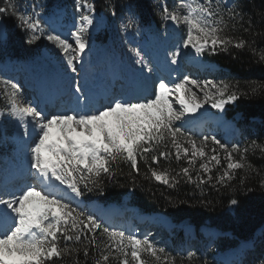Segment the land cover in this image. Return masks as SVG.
Instances as JSON below:
<instances>
[{
  "label": "snow or ice",
  "instance_id": "1",
  "mask_svg": "<svg viewBox=\"0 0 264 264\" xmlns=\"http://www.w3.org/2000/svg\"><path fill=\"white\" fill-rule=\"evenodd\" d=\"M158 7L162 20L183 26L184 48L191 47L196 54L248 48L258 62L264 63V48H257L255 40L230 34L240 29L253 32L255 27L251 15L245 13L238 0L232 4L226 0H175L172 8L166 3ZM75 11L78 22L70 32L74 46L69 37L52 26L36 0L30 3L0 0V17L14 18L29 44L41 38L52 42L63 52L73 72L74 62L83 59L89 44L88 34L96 23L94 0H75ZM261 20L264 23V14ZM135 24V14L129 8L121 26L126 30ZM5 35L6 29L0 21V40ZM253 35L264 36V29ZM130 52L141 72L152 71L140 48L132 47ZM179 55V49L170 53L173 64ZM189 84L199 88L203 100L198 99ZM202 84L200 87L201 82L189 75L172 87L160 79L154 98L133 102L116 97L99 108L52 113L25 98L18 84L11 80L0 82L3 97L0 116L15 118L32 141L33 170L29 173L31 183L22 188L16 191L0 188V264H194V251L173 254L148 234L141 236L109 224L95 212L85 210L83 201L77 198L83 197L85 191L102 192L105 177L123 175L121 163H128L139 174L140 161L147 165L146 177L171 188L182 182L201 187L211 184L213 179L216 181L213 187L218 184L232 188L238 170L246 171V175L239 177L241 185L248 179L259 178V185L264 187V169L257 168L248 158L249 154L259 152L264 159V141L252 139L243 145H229L216 136L197 140L183 127L188 114L196 113L204 104L211 103L212 108L223 111L227 104L242 96L264 93V82H246L244 88L239 81L205 80ZM75 92H82L78 84ZM174 92L178 94L175 101L170 98ZM174 103L179 105V110ZM209 143L213 147L209 148ZM221 152L226 167L213 177V168L222 166ZM170 157L186 160L187 166L179 171L159 167L161 159ZM197 161L201 162L194 179ZM201 171L208 174L207 179ZM238 203L236 199L230 200L232 206ZM251 264H264V251Z\"/></svg>",
  "mask_w": 264,
  "mask_h": 264
},
{
  "label": "trees",
  "instance_id": "2",
  "mask_svg": "<svg viewBox=\"0 0 264 264\" xmlns=\"http://www.w3.org/2000/svg\"><path fill=\"white\" fill-rule=\"evenodd\" d=\"M154 1L94 0L96 11L104 14L110 24L115 26L122 25V20L129 8L135 14L136 23L146 26L160 24V10ZM23 2L30 3L31 0H23ZM235 2L237 0H227L228 4ZM238 2L243 6L245 13L251 15L255 26L253 32L264 29V23L261 20L264 14V0H238ZM36 3L43 6L44 16L49 17L60 13L66 23H70L76 15L75 0H36ZM247 18L246 15L245 20ZM0 19L4 22L7 33L6 39L0 40V62L6 58L21 61L34 58L43 48L50 47V42L44 38L31 44L27 43L24 31L16 26L17 21L14 18L0 17ZM253 32L245 33L240 29L230 34L249 41L255 40L257 48H264V36H254ZM98 39L100 40L98 36L90 38L89 44ZM208 60L219 66V69L212 72L211 77L216 83L239 81L241 88H244L246 82H264V63L258 62L257 57L253 56L248 48L218 50L215 53L212 52ZM226 114L235 121L238 131L231 141H226L220 134L217 139L222 143L243 145L252 139L264 141V93L240 97L234 105H229ZM177 126H179L178 122ZM187 132L197 140L204 136L198 129ZM1 134L0 129V166L2 167L1 158L8 149L3 148ZM10 134L12 131L6 128V135L10 136ZM211 147L213 145L209 143V148ZM220 155L222 166L213 168V177L217 175L218 170L222 171V167H226L223 160L224 153L221 152ZM248 158L257 168L264 169V159L260 158L259 152L255 155L249 154ZM200 162L197 161L196 169L193 170L194 179ZM183 166H187L186 160L176 161L171 157L168 160L161 159L159 164V167L175 171H179ZM120 167L123 175L117 174L113 178L105 177L102 192L85 191L84 196L80 197L84 201L85 210L91 212L92 209L88 205L98 202L104 206L113 204L117 206L122 212L123 219L128 217L135 219L138 214H162L175 225L174 227L163 225L164 229L159 228L158 233L151 239L157 241L159 238L160 241L157 242L173 254L179 251L181 255H186L187 251H194L196 253L194 264H201V261H207V264H224L217 257L216 250H228L238 246L241 241L250 242L238 257L235 256L232 259L230 264H251L253 258L264 251V187L259 185V178L248 179L245 185H241L239 177L246 175V171L238 170L237 179L231 182L232 188L218 184L213 187L216 183L215 179L211 184L206 183L201 187L182 182L178 187L171 188L153 178L146 177L144 174L148 168L143 161H140L139 174L131 170L128 163H121ZM130 171L131 176L128 175ZM201 175L207 179L208 174L201 171ZM231 199H236L239 203L232 206ZM115 217L106 221L121 229H127L124 222L117 221L120 219ZM186 225L193 226L196 230L195 234H187L184 230ZM204 227L215 229L219 234L215 237L207 236L201 231Z\"/></svg>",
  "mask_w": 264,
  "mask_h": 264
},
{
  "label": "rangeland",
  "instance_id": "3",
  "mask_svg": "<svg viewBox=\"0 0 264 264\" xmlns=\"http://www.w3.org/2000/svg\"><path fill=\"white\" fill-rule=\"evenodd\" d=\"M154 3L155 5L157 4V7L161 3H166L169 8H172L175 0H155ZM158 9L160 10L159 7ZM47 19L59 33H63L64 36L69 38L70 32L74 30V25L78 22L77 15L75 19L71 21V24L63 21L60 14L48 17ZM94 19L96 21L95 26L91 29L88 36L89 39L98 36L100 40H94L88 44V47L83 53V59L74 62L76 64L75 72H73L67 65V59L63 52L50 42V47L43 48L40 55L23 63L12 59H8L5 63L1 62L0 82L11 80L13 83L18 84L25 98L28 100H34L40 105L39 97L35 94L36 92L32 91L31 93H28L23 88L27 86L31 88L35 85V81L42 80V77L40 78L38 75L39 71L42 70L39 69L38 71L37 68H35V65L39 63L40 65L47 66L48 61H50L55 68L53 71H49L47 75L56 76V80H60L59 84L61 86L63 85V89L68 93L66 111L85 108L90 110L93 108H99L101 105L88 104L81 99H77L75 87L77 84L81 86L84 81L82 79H85L81 72L83 69L82 67L84 65L87 66L89 73L92 76H98L99 78H101L100 76H102L103 70L110 65H112L114 69L122 68L121 70L127 71L128 74L131 72H141L140 66L134 63L135 57L130 52V48L132 47L140 48L145 54L146 59L149 60L152 66V71L149 73L147 70H144L141 73L150 74L152 76L151 80L154 81V86L152 90L148 92V96L142 99L132 100L133 102L154 98L153 93L160 79H164L169 86L172 87L175 83H178L183 76L189 75L191 79L200 81V87H203L202 82L205 80L213 81L211 74L219 68L218 65L208 60V56L212 54V52L205 51L202 54H196L195 50L191 47L184 48L182 45L184 34L183 26H177L171 21H164L160 18V24L144 26L136 23L134 27L125 30L122 26L111 25L108 18L97 11L94 14ZM70 42L75 46L74 39L70 38ZM178 49L180 55L177 58V63L170 64L169 62H166V53H172ZM167 63L171 66L169 67L166 65ZM29 74L34 81L30 79ZM122 77H124V75ZM24 84H27V86H24ZM45 85L46 88H53V86L58 85V83H49ZM188 87L197 92L198 99H204L199 88L191 84H189ZM115 89L116 96L114 98H121L122 93L128 91L122 81L117 82ZM177 95L178 94L174 92L170 98L175 101ZM0 104H3L2 96H0ZM229 105H234V102L227 104L225 109L221 111L212 108L211 103L204 104V106L196 113L188 114L189 119L184 122V129L189 130L191 127H198L204 136H216V138H218L219 135L222 134L224 139L228 141L233 140V137H235L236 132L238 131V127L235 125V121L226 114ZM174 106L179 110L178 104L174 103ZM48 111L54 113L53 110ZM178 123L180 126L181 122L178 121ZM6 128H9L12 131V134L9 137L6 134H1L4 145L3 148L9 147V152L6 153L2 159L3 165L0 167V180H2V184L0 185V188L2 187L7 188L10 191H16L22 188L25 184L31 183L29 173L30 171H33L31 169L30 158L32 141L24 135L23 127L15 118L7 115L0 116L1 132H4ZM25 168L26 170H24ZM21 170L27 171V177L23 179L19 178L22 174ZM77 199L81 200L80 198ZM89 206H92V212H95L96 215L101 211H106L101 206L97 205V203H92ZM111 211L115 213L118 212L119 209L113 208ZM97 216L101 217V215ZM118 219L120 220L117 221L122 220L124 222L125 228L128 230L136 232L141 236L148 234L150 238L158 233L160 230L159 228H161L163 224H168L170 227H174L175 225L168 217L154 214H151L148 217L146 223L138 222L129 217L125 221L122 217H118ZM184 230L187 234H194L196 231L195 228L190 225H186ZM201 231L207 236L210 234H212V236L215 234L217 235L212 228L204 227ZM157 239V241H160L159 238ZM245 244L246 242L241 241L240 245L228 250H216L217 257L222 262H228L230 261L229 259H234L235 256L238 257L243 250V247H245Z\"/></svg>",
  "mask_w": 264,
  "mask_h": 264
},
{
  "label": "bare ground",
  "instance_id": "4",
  "mask_svg": "<svg viewBox=\"0 0 264 264\" xmlns=\"http://www.w3.org/2000/svg\"><path fill=\"white\" fill-rule=\"evenodd\" d=\"M35 68H37L38 71H39V69L42 70V71H39V73L37 71V73L39 74V77L43 76V77H45L44 79L46 81H51V83H53V84H54V81H57L55 78H50V77H46L45 76V75H47V73H49V71H51V70L53 71L54 70L55 66L53 65L52 62L48 61V65L47 66H44L42 64L40 65L39 63H37L35 65ZM112 69H114V67H112V65H110L107 70L112 71ZM85 70H87V69L84 66L81 71L82 72L83 71L87 72ZM112 72L113 73H109V75H111V77L108 79V81L105 84H102L99 88L95 89V91L96 90L100 91L101 95H103V94H105L107 92L106 93V99H107L108 102L111 101L112 99H114V97H115V94H114L115 93V85H114L115 82L114 81H116V77L117 76L115 75L116 74L115 70H113ZM44 82L45 81L38 80L36 82L37 84H35V85H37V89L33 90V91H36V93L39 92L40 95L38 97H40V102L41 103L43 102V105L41 104L42 107L46 108L47 110H53L54 113L57 112V111H60V112L66 111L67 110L66 104L68 103V101H67L68 93L63 91L62 86H60V85H59V87L54 85L53 88H50V87L46 88L43 85ZM23 89L25 91H27L28 93L31 91L30 89H28V87H24ZM60 91H61L62 95H60L59 98H54L53 96H55L56 94H58V96H59ZM44 98L46 99V101H44ZM50 101L52 102L51 105L49 104ZM92 104L102 105V103L99 100H97V99L93 100ZM102 213L104 214L103 216H105V217L110 216L112 214L111 211H104ZM143 219H144V217H143ZM229 260L230 261L223 262V263L224 264H230L233 261L232 259H229Z\"/></svg>",
  "mask_w": 264,
  "mask_h": 264
},
{
  "label": "water",
  "instance_id": "5",
  "mask_svg": "<svg viewBox=\"0 0 264 264\" xmlns=\"http://www.w3.org/2000/svg\"><path fill=\"white\" fill-rule=\"evenodd\" d=\"M0 21H2V20H0ZM3 27L5 28V24L3 23ZM5 37H7V34L5 35ZM4 37V39L3 40H5L6 38Z\"/></svg>",
  "mask_w": 264,
  "mask_h": 264
}]
</instances>
